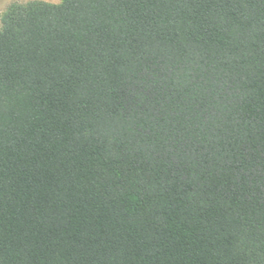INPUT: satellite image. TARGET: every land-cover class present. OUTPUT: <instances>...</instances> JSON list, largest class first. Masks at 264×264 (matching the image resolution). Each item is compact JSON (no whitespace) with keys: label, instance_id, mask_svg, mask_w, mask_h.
<instances>
[{"label":"trees","instance_id":"1","mask_svg":"<svg viewBox=\"0 0 264 264\" xmlns=\"http://www.w3.org/2000/svg\"><path fill=\"white\" fill-rule=\"evenodd\" d=\"M0 264H264V0L10 5Z\"/></svg>","mask_w":264,"mask_h":264},{"label":"rangeland","instance_id":"2","mask_svg":"<svg viewBox=\"0 0 264 264\" xmlns=\"http://www.w3.org/2000/svg\"><path fill=\"white\" fill-rule=\"evenodd\" d=\"M30 1H42L46 3H50V2H47V0H28V2ZM12 4H18L17 0H0V10H2V15L6 11V9ZM50 4H54V3H50ZM2 15H0V19Z\"/></svg>","mask_w":264,"mask_h":264},{"label":"clouds","instance_id":"3","mask_svg":"<svg viewBox=\"0 0 264 264\" xmlns=\"http://www.w3.org/2000/svg\"><path fill=\"white\" fill-rule=\"evenodd\" d=\"M28 0H17V3L21 6H25L27 4ZM47 2L59 4L60 0H47ZM0 15H2V10H0Z\"/></svg>","mask_w":264,"mask_h":264}]
</instances>
